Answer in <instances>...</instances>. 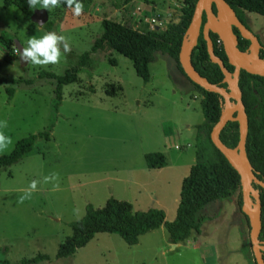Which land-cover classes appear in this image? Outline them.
Masks as SVG:
<instances>
[{"label":"rangeland","instance_id":"rangeland-1","mask_svg":"<svg viewBox=\"0 0 264 264\" xmlns=\"http://www.w3.org/2000/svg\"><path fill=\"white\" fill-rule=\"evenodd\" d=\"M182 1L85 0L80 16L59 6L47 10L48 20L38 25L30 18L34 9L25 13L0 0V32L23 47L30 37L56 32L71 47L64 53L61 45L58 64L34 66L21 65L18 53H8L0 44V120L8 121L4 131L14 142L0 155L53 125L49 140L37 138L18 162L0 168V264H23L21 259L38 253L49 259L35 264H255L239 190L206 204L200 232L178 244L162 224L135 244L116 233L98 232L71 256L55 257L58 245L72 235L75 210L81 218L88 204L102 207L109 197L130 202L133 211L161 208L165 220H173L182 181L195 158L196 126L204 117L200 91L160 52L149 64L148 81L135 73L126 56L109 48L92 52L77 81L62 86L56 110V80L39 72L60 76L75 66L103 33L104 19L143 31L156 25L163 29L179 16ZM246 15L264 44V16ZM156 151L164 154L166 165L149 168L144 154ZM52 173L59 174L60 190H52L54 181L44 183ZM33 180L39 181L38 190L20 204Z\"/></svg>","mask_w":264,"mask_h":264},{"label":"trees","instance_id":"trees-1","mask_svg":"<svg viewBox=\"0 0 264 264\" xmlns=\"http://www.w3.org/2000/svg\"><path fill=\"white\" fill-rule=\"evenodd\" d=\"M85 0H78L84 2ZM197 0H183L180 6L179 21H169L165 28L139 30L122 22L104 19L103 33L94 39L90 51L79 56L75 66L60 75L52 72H39L40 77L54 78L56 110L62 100V86L76 82L77 73L90 63V54L100 49L109 48L114 50L132 62L135 73L144 81L150 78L149 64L155 60L157 52L167 55L172 59L179 71L201 93V111L204 117L202 123L196 126V149L193 164L190 166L188 175L183 179L176 207L175 218L165 220L164 211L153 207L147 210L133 211L132 204L126 200H118L109 197L102 207H94L88 204L84 215L72 222V235L57 247L55 257L57 259L71 256L77 249L85 246L87 242L98 232L118 234L126 243L135 244L140 235L164 225L170 241L178 243L185 241L193 232H200V211L203 207L215 200L232 197L237 190L238 204L242 207L241 178L239 173L231 166L226 157L215 147L210 139V132L217 122L222 107L223 98L220 94L205 90L192 82L183 72L179 64L178 55L182 43L183 34L192 17ZM235 11L236 16L244 24L247 23L246 12H256L264 16V0H225ZM16 5L22 12L27 13L30 9L27 0H4V5ZM60 6L68 7L64 0H60ZM217 34L212 35L214 54L223 60L225 67L233 70L228 63L227 55L222 45L217 46ZM0 44L8 53L15 54L13 38L6 32H0ZM249 45V40L239 38L238 47L244 49ZM17 54V53H16ZM264 57V44L261 49ZM9 56L7 57V60ZM191 62L194 68L211 83L226 86L223 82L224 75L215 62L209 58L206 41L202 34L198 36L197 43L191 52ZM1 68V64H0ZM238 86L241 90V98L248 117V132L245 149L247 157L259 180L264 182V76L248 73L241 69ZM11 94L12 90L7 89ZM52 124L37 133L18 140L12 150L7 154L0 155V168L10 166L18 162L28 153L37 138L50 139ZM224 144L235 147L239 139L238 123L228 121L219 133ZM145 164L149 168H162L166 165L165 156L162 152H148L144 154ZM257 190L261 202V230L260 240L264 241V188L253 184ZM244 214L249 226L247 215ZM251 246V244H250ZM49 256L38 253L31 258L20 260L23 264H35L48 260ZM264 259V252H263ZM255 263V259H254ZM256 264V263H255Z\"/></svg>","mask_w":264,"mask_h":264},{"label":"water","instance_id":"water-1","mask_svg":"<svg viewBox=\"0 0 264 264\" xmlns=\"http://www.w3.org/2000/svg\"><path fill=\"white\" fill-rule=\"evenodd\" d=\"M213 4L215 11L213 10ZM205 21L202 24V15ZM32 21L43 25L48 20L47 9H34L30 15ZM179 17L173 22L177 23ZM236 27L242 38L249 40L246 50H240L237 46L238 39L232 27ZM202 27V33L206 41L209 58L219 65L226 86L211 83L202 76L191 62V52L197 43ZM158 29V26H155ZM209 31L214 32L222 41V46L228 61L233 65V72L224 66L223 61L214 54L213 43L209 37ZM14 41V47L22 51L23 46ZM262 44L251 29L245 26L236 16L235 11L225 0H197L190 22L183 34L179 50L178 60L184 74L195 84L205 90L218 93L223 98V107L217 122L214 124L210 139L217 149L226 157L231 166L239 173L241 178L242 209L249 221V240L256 264H264V241L260 240L261 230V202L257 190L253 184L264 188V182L256 176L253 167L247 157L245 143L248 132V117L241 98V90L238 86L239 73L243 69L248 73L264 76V58L260 57ZM28 61L20 59L21 65ZM228 121L238 123L239 139L235 147H229L222 142L219 133ZM256 191V194L254 192Z\"/></svg>","mask_w":264,"mask_h":264},{"label":"clouds","instance_id":"clouds-1","mask_svg":"<svg viewBox=\"0 0 264 264\" xmlns=\"http://www.w3.org/2000/svg\"><path fill=\"white\" fill-rule=\"evenodd\" d=\"M69 8H72L75 16H80L83 13V4L78 0H64ZM27 4L31 9L42 8L50 10L60 6V0H27ZM74 6V7H73ZM27 47H23L22 51L17 49L20 59L28 61L34 66H47L49 64H58L62 56L61 45H63V52L69 53L71 47L67 42V38L63 35H57L56 32H47L42 37L35 36L28 38ZM8 128V121L6 119L0 120V153L8 151L14 144L11 136L6 135L4 129ZM59 174L52 173L44 177V183H53V191L60 190L58 183ZM39 181L33 180L29 187L24 191V195L19 198V203L23 204L24 200L30 199L32 193L37 191V184ZM77 218L79 219V209L75 210Z\"/></svg>","mask_w":264,"mask_h":264},{"label":"flooded vegetation","instance_id":"flooded-vegetation-1","mask_svg":"<svg viewBox=\"0 0 264 264\" xmlns=\"http://www.w3.org/2000/svg\"><path fill=\"white\" fill-rule=\"evenodd\" d=\"M213 10L215 11V6H214V4H213ZM179 17V16H178ZM205 19H206V17H205V14L203 13V15H202V24L204 23V21H205ZM239 19V18H238ZM242 22V21H241ZM243 23V22H242ZM244 24V23H243ZM245 26H247L249 29H250V26L248 25V21H247V23L246 24H244ZM232 29H233V32L236 34V36H237V39H238V42H239V38H242L241 37V35H240V32H239V30L236 28V27H232ZM200 34H202V36H203V33H202V27H201V30H200V33H199V35ZM214 34V32H211V31H209V37H210V40H211V42L213 43V41H212V35ZM203 38H204V36H203ZM198 39V38H197ZM242 39H244V38H242ZM205 40V39H204ZM250 43V42H249ZM262 44V43H261ZM237 46H238V43H237ZM248 47V46H247ZM247 47L246 48H244V49H240L239 47V49L240 50H246L247 49ZM262 47H263V44H262ZM262 49V48H261ZM261 49H260V53H259V55H260V57H262L261 56ZM262 58H264V57H262ZM222 60V59H221ZM223 61V60H222ZM227 61H228V58H227ZM228 63H229V61H228ZM230 64V63H229ZM225 66V65H224ZM233 66V65H232ZM233 70H234V67H233ZM233 70L232 71H229V72H233Z\"/></svg>","mask_w":264,"mask_h":264},{"label":"built area","instance_id":"built-area-1","mask_svg":"<svg viewBox=\"0 0 264 264\" xmlns=\"http://www.w3.org/2000/svg\"><path fill=\"white\" fill-rule=\"evenodd\" d=\"M216 42H217V46L222 45V41H221V39L219 37L217 38V41ZM14 52L17 53V50H16L15 47H14Z\"/></svg>","mask_w":264,"mask_h":264},{"label":"crops","instance_id":"crops-1","mask_svg":"<svg viewBox=\"0 0 264 264\" xmlns=\"http://www.w3.org/2000/svg\"><path fill=\"white\" fill-rule=\"evenodd\" d=\"M80 3H84V2H80ZM157 21H158V19H157ZM157 24H158V22H156ZM161 24V23H160ZM245 231H246V229H245ZM178 244V243H177Z\"/></svg>","mask_w":264,"mask_h":264}]
</instances>
